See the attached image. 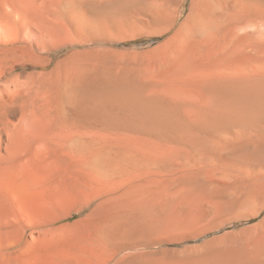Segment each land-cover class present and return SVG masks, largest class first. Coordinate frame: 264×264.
I'll return each instance as SVG.
<instances>
[{"label": "rangeland", "instance_id": "obj_1", "mask_svg": "<svg viewBox=\"0 0 264 264\" xmlns=\"http://www.w3.org/2000/svg\"><path fill=\"white\" fill-rule=\"evenodd\" d=\"M218 2L264 4L0 0V264H264L249 228L264 209L220 213L264 202V186L246 193L264 179V123L250 129L248 111L192 81L210 63L187 61L182 33ZM107 80L133 99L83 91ZM241 133L260 149L238 159L218 147ZM126 162L136 177L124 184L96 177Z\"/></svg>", "mask_w": 264, "mask_h": 264}, {"label": "bare ground", "instance_id": "obj_2", "mask_svg": "<svg viewBox=\"0 0 264 264\" xmlns=\"http://www.w3.org/2000/svg\"><path fill=\"white\" fill-rule=\"evenodd\" d=\"M226 3H224L220 7L218 6L219 2L217 3L218 7H215L216 4L213 6L206 7L203 5L204 7L202 6L201 10L204 8L207 15L203 13L197 18H194V23L191 27H189L188 31H186L187 33L182 32L184 35V37L183 35L182 37L184 38L186 46H188V44L190 45L187 47L189 50L188 56L186 55L187 61L190 62L191 58L196 61V58L199 59V57L202 56L200 60H206L209 61L208 63H210V65L205 67L203 71L198 72L194 76L192 81L200 85L201 88L205 91V94L208 97L214 99L217 103L224 106H231L230 108H232L233 106L235 111H237V107L248 111L251 115V118L253 116V121H249V128L258 129V127L260 126L259 124L264 123V4L256 6V9L243 6L239 10L233 9L234 11L232 12L226 9L228 8L225 6ZM228 9L230 10V8ZM213 15L214 21L211 26V19H209V21H205L204 18H211V16L213 17ZM200 18H203V22L206 25L205 27H202L204 25H202L201 21H199ZM170 28L171 27H166L165 29H162V31H167ZM179 41L183 42V40ZM190 53H192L193 56L189 55ZM213 54H215V56H213ZM104 82L100 87L96 86L94 88L90 85L92 87V90L83 91L89 94L88 97H92L93 100H97L98 102L103 103L110 101H131L133 99V95L131 92H128L126 94L122 93L119 89L114 87L111 82H108V80L106 81V83ZM215 105L216 104H214V106ZM229 110L230 109H227V112L231 113ZM220 112L222 111L220 110ZM242 113H244V111ZM231 116L233 115L231 114ZM228 120L229 119H227V121ZM222 121L223 123H225V120ZM259 121L260 123L258 124ZM232 123L233 122H231V124ZM242 133L241 137H235L231 134L230 137L219 141V143H217L218 147L226 150L229 149L230 152L233 153V157L238 159L243 158L244 153H242V151L251 152L252 148H254V150H258L256 148L260 149L261 136L253 137V135L256 134H249V137H246L243 140ZM208 138L210 139V137ZM119 160L120 159L118 158V161ZM120 161H122V159ZM128 163L129 162H126L124 164H118L113 167L112 165L106 166V168L104 169L97 168L96 177L105 183H112L113 185H120L121 183L124 184V182L127 181L128 178L133 179L134 177H136H132L134 175V171L131 172L130 168L126 166ZM255 184L250 185L248 188L249 190H246V193H249V191L256 188L258 184L262 188L264 186V179ZM242 207H248L249 210L244 211L242 213H238L237 216H235L236 219L256 217L264 209V202L259 205L249 206V200L245 197H242V199H240V202L225 204L224 207L220 210V213H231L234 212L236 209ZM249 228L255 229L257 231L256 236H258L259 239H264V220L260 223H257L256 226H251ZM247 232H249V230Z\"/></svg>", "mask_w": 264, "mask_h": 264}]
</instances>
